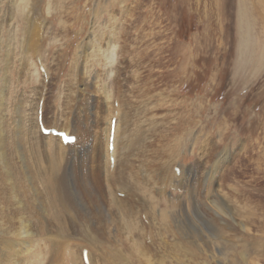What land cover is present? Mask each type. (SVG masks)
<instances>
[{"label": "rangeland", "instance_id": "1", "mask_svg": "<svg viewBox=\"0 0 264 264\" xmlns=\"http://www.w3.org/2000/svg\"><path fill=\"white\" fill-rule=\"evenodd\" d=\"M38 1L40 4L37 7V12L40 16V23L44 22L45 29H43L45 32L42 51L38 58L41 61L48 59V64L53 68L52 78L54 77L50 116H53L55 103L58 105L57 109L60 108L58 98L61 92L65 90L66 95L70 96V91L76 90V87L73 86L72 77L74 78L76 75L81 78L83 74L81 72L84 69H87L88 72L90 70L92 73L90 82L93 87L90 98H92L91 103L95 101L96 104L95 108H91L87 114H83L82 117L85 122L84 125L80 126V133L78 132L76 136L73 134L80 141L78 145L74 144V146L81 149L83 158L72 161V166H70L72 173V170L77 167L76 161H85L84 170L87 172H90V168H92L87 152L96 145L100 138L99 128L102 126L99 120L97 122L95 114L99 108L101 96L93 84L96 77L100 76V80H105V76H108L106 74L107 64L104 59L86 58L88 52L86 45L94 38H98L97 41H99V37L94 36L102 32V34L108 35L107 32L110 34L113 30L116 32L125 28V30H130L133 33L135 31V37L139 36L140 33L141 36L146 33V36L141 37V40L146 38L147 44L151 43L149 50L144 49L143 43H138V45L133 42L135 46L132 43L133 37H128V39L132 48L141 47V50L147 51V57L136 56L133 63L131 61L133 57L130 56L129 60H126V65H116V68L119 69L115 77H119L124 84L122 86L124 89L118 88L123 89L127 95L125 98L126 112L128 113L127 126L135 134L147 136V139L149 136L154 142V146L158 145L161 136L166 137V149L163 150L166 154H163L162 157L176 158L178 166L175 168H185L183 171L185 175L201 159L203 167L199 170V176L203 183L201 189L203 197L207 194L214 165L220 158H225L226 161L222 162L223 164L218 169L217 184L213 185V189H221L226 195L228 193L232 195L228 194L232 199L234 216L237 219L235 223L243 221L245 224L247 222L248 225L249 223H256L264 226V29L260 24L262 23L261 20L257 19L259 10H255L257 7L254 9L258 0ZM243 4H246L247 7L244 6L246 10L243 9V17L241 18L240 10ZM131 11L134 12L131 13ZM20 13L21 10L17 11V8H13V0H0V33L2 34H0V84L4 79L5 62L10 54L9 40L13 38L16 43L13 52V69H15L11 74L13 85L10 95L12 97L10 96L8 101L7 111L5 108L7 113L0 110L2 112L0 118L5 117L6 119L3 118V120H8L7 123L11 126L15 120L14 103L22 97V94L29 96L31 93H41L42 91L41 86L38 89L35 86L38 84L35 83L36 80L31 81L26 78V82L22 83L21 78H19L20 49L23 41L22 29L25 25L21 19L17 20V24L13 20L11 24L15 26V29L19 28L16 29L18 30L15 31L16 33H13L14 29L10 30L9 24L11 17L13 15L18 17L17 15ZM130 13L132 17L129 16ZM111 14L116 16L114 22L110 17ZM241 22L246 24L244 28L240 25ZM138 28H146L148 31L137 32L136 29ZM181 44L194 49V52L193 54L190 52L191 60L188 58L189 66L186 75L183 80L177 81V79L174 80L173 75H171L173 78H166L165 74L167 72L172 73L177 69L180 58L174 53L176 46ZM102 46L105 47L104 42L101 43ZM162 47H165L166 51H161L160 48ZM35 63L38 66V63ZM74 67L75 69H73ZM135 70L140 72L143 77L142 80L145 77L149 78L150 92L143 85L144 81L142 84V81L136 82L133 79L136 75L134 74ZM33 88H36V91ZM146 91L152 94L145 96ZM70 100L74 101L75 95L70 97ZM115 106L118 108L117 103ZM117 112V116H119L120 110ZM120 114L122 116V113ZM147 141L150 142V139ZM201 149L205 150L204 155L201 154ZM147 157L148 161L151 159L154 161L151 154L148 153ZM135 163L136 166H140L138 161ZM48 165V167L45 166L47 177L53 175L52 173L55 172L59 163L55 158H51ZM115 169L116 165L112 167V170L115 171ZM4 170V166L0 162V177L4 176ZM171 170L175 172V169ZM155 171H152L154 175ZM45 184L48 193L46 195L50 200H47L46 205L48 206L45 208L50 207L47 210L40 204L37 206V202L35 207L37 206L42 212L46 210L44 218L49 220L53 232L46 236L42 241L43 244L41 242V255L35 256L27 264H77L78 258L75 259V254H73V258L71 252L78 254L81 245H84L85 242L78 237L67 239L68 231H71L69 226H65L66 215L60 212L62 209L56 202L51 189L47 188L50 187L47 181ZM1 185L3 189L7 186L0 182V191L2 190ZM146 188L139 187V190H136L138 196L144 197L146 200L148 197L152 199V195L149 193L154 191L155 194L158 186ZM74 189V191L78 190L77 187ZM181 193L182 191L175 189L173 185L171 193L167 196L168 200H171L172 204H180L181 201L178 196ZM2 195L0 192V241L1 238L11 241L9 250H23L24 242L20 243V238L18 242L15 236L9 235L11 229H9L8 218L11 217L10 213L13 210H17V207H12L11 202H6V198L1 199ZM50 198L54 199L51 201ZM25 199L28 200V206L31 205L32 201L34 202L29 194H26ZM155 200L160 203L158 197ZM211 202H215V200L212 199ZM208 204V200L203 198L202 211L207 224L201 226L202 237L197 242L187 236L186 238L180 236L175 238L173 234L166 233V227L162 218L159 217V211L167 210L172 213L175 207H170L169 204L164 203L163 206L153 210L154 208L149 206L155 220V232L152 230L153 228H147L146 237L148 236V240L153 237L151 241L155 239L153 241L157 245L155 246L157 248L160 246L157 255L150 256L151 258L143 256L139 253L135 241L131 240L126 229L118 226L112 230V234L108 236L110 238L108 241L94 243L95 263L245 264L243 260H246V264H250V261L256 264H264V258L259 257L264 253L248 256L244 247V244L247 243L242 239V233L236 227L238 224L229 220L234 226L226 225L231 231L224 232L222 226L225 227L223 223L226 221L223 218L221 222L218 221V226L212 224L213 220ZM155 205L157 206V203ZM148 212H144V214ZM170 225H173V229L176 226L173 222ZM254 232H257L256 229ZM164 239L168 241V246L163 243ZM67 240L69 241L68 244ZM258 241L264 246L262 238H258ZM68 245L71 246L70 251H68ZM3 247L2 252L8 249L6 245ZM155 248L153 247L154 252L156 251ZM78 255L82 261H79V264L83 263L81 252ZM7 258L8 255L0 252V264H4V262L8 264L9 259ZM153 258L154 260H152ZM24 259H26L25 256L21 257V260Z\"/></svg>", "mask_w": 264, "mask_h": 264}, {"label": "bare ground", "instance_id": "2", "mask_svg": "<svg viewBox=\"0 0 264 264\" xmlns=\"http://www.w3.org/2000/svg\"><path fill=\"white\" fill-rule=\"evenodd\" d=\"M39 4L40 2L38 0H13V8H17V11L21 10V13L20 15H17L18 17L12 14L13 16L11 17L9 24V29H14L13 33H16L18 31L16 29H19H15V26L11 24L13 20H15L16 23L17 20L21 19L25 25L22 29L23 41L20 49L19 78H21L22 83L26 82V78H29L31 81L36 80L35 83L38 84L35 86H37V89L41 86L42 91L41 93H31L29 96L22 94V97L14 103L13 111L15 112V120L12 126L7 123L8 120H3L5 117L0 118V162L5 169L4 176L0 177V182L7 185L5 189H3L1 185L2 190L0 192L3 194L1 199L6 198V202H11L12 207H17L16 211L12 209L13 211L10 213L11 217L8 218L9 229H11V231L10 234H7L15 236L17 241L20 238V243L24 242L25 245L23 250H9V244L11 241L1 238L0 252L8 255V264H27L35 256L41 255V242L44 241L47 235L53 232L52 225L48 222L49 220L44 218L46 216V210L42 212V210L37 208L38 204L42 205L41 207L44 208L48 206L46 205L47 200H49L47 198L48 195H46L48 194L46 191V181L49 184L48 186H50L47 188L51 189L56 202L59 203V206L62 209L60 212H63V214L66 215L65 226H69L71 231H68L67 239L69 240L72 237H78L81 241L85 242L84 245H81L82 247L80 248V251L78 250L79 253L81 252L84 264L83 253L85 250L88 251L89 264H96L93 253L94 243L108 241L110 239L108 236L112 234V230L118 228V226L126 229L131 240L135 241V246L139 249V253L143 256L151 258L150 256L153 257L157 255L160 246L157 248L156 243H153L155 239L151 241L152 237L151 240L150 238L148 240L146 234H148L147 228H153V231L155 229V220L153 214L150 212V208H154L153 210H155L158 207L163 206L164 203L167 205L169 204L170 207H175L172 213H169L167 210L159 211V217H161L164 222L166 233L169 235L173 234L175 238H178V236L186 238L187 236L194 242H197L202 237L201 226L207 224L202 211L203 198L209 202L208 209L211 212V218L214 222H212V224L218 226V221L221 222V219L223 218L226 221L223 223L226 228L222 226V231H231L227 226H234L232 222L235 223V220L237 221L234 216L235 211L230 197L232 195L229 193L230 196L228 194L226 195L221 189H213V185L217 184L216 179L218 177L217 174L219 173L218 169L226 159L220 158V160L214 165L213 172L210 175L209 186L207 187V194L203 197L201 194L203 183L202 178L199 176V170L203 167L201 159H199L198 164L196 166L194 165L195 167L192 166L187 175H185L183 173L185 168H175V166H178L176 158H172L171 156L165 158L162 157L163 154H166L163 152V150L166 149V137L161 136L156 147L149 136L148 138L150 139V142L147 141L149 140L147 139V136L138 135L137 133L135 134L127 126L128 113L126 112L127 105L125 100L127 95L124 93V87H122L124 84H122L119 77H115L119 69L116 68V65H126V60H129L128 58L130 56L133 57L131 58L132 60L130 59L133 63L135 62L134 58L136 56H141L142 58L147 57V51L141 50V47L135 48L133 46L134 48H132L128 39V37H133L132 43H143L145 46L144 49L149 50L151 43L148 45L146 38L141 40V37L144 35L146 36V33L143 36H141L140 33L139 36L135 37V31L133 33L130 30H125V28L122 31L119 30L114 32L113 30L110 34L107 32L108 35L102 34V32L101 34L97 33V36H94L93 34L94 37H99V41H97L98 38L93 37L94 40L90 41V43L88 42L89 44L86 45L88 50L86 58L104 59L107 64L106 74L108 76H105L106 79L100 80V76L96 77V81L93 84L101 96L99 108L96 113H94L97 116V122L99 120L102 126L99 128L100 138L97 140L96 145L92 146L90 151L87 152L89 153L91 162L90 166H92L90 172L84 170L86 162H81V160L75 162L77 167L75 170H72L73 173L70 171L72 161L78 158H83V153L80 152L81 149L76 148L74 145L65 146L60 138H56L52 135L44 136L39 125V110L40 108L42 109V122L47 129H56L66 132L70 136H76L80 131V126L85 122L82 117L83 114H87V111L89 112L91 108H95L96 102L94 101L91 103L92 98H90L93 87L90 82V75H92V73L90 70L88 72L87 69H84V71L81 72V74L83 73L81 78L79 76L80 79L76 75L74 78L72 77L73 86L76 87V90H72V92L70 91V96L66 95L65 90L64 92H61L58 98L60 108L57 109L58 105L55 103L52 112L53 116H50V101L51 94H53L51 91L52 85H54V77L52 78L53 68L48 64V59H43V61H41L40 58H38L42 51V41L45 32H43L44 22L40 23V16H38L37 12ZM244 6L247 7V5H241V18L243 17V9H245ZM256 7L257 9H255ZM254 9L257 11L259 10L258 17L260 18L257 17V19L261 20L262 23L260 24H262L264 29V0H258ZM133 12L131 11V13ZM131 13L129 14L130 17H132ZM110 17L114 22L116 16L111 14ZM42 19L44 18L42 17ZM61 23L64 24L65 22ZM240 25L242 28L246 26L243 22H241ZM136 30L137 32L143 33L148 31L146 28H138ZM9 41L10 48H8L10 54L5 62L4 79L0 84V110L4 111V113L7 111L10 96L12 97V95H10V90L13 85L11 74L15 69H13V52L16 43L13 41V38ZM103 42L105 47H101V43ZM160 49L163 52L166 51L165 47ZM140 51L142 52L140 53ZM190 52L193 54L194 49H190L183 44L176 46L174 54L180 58L178 67L172 73L167 72L165 74L166 78L175 77L174 80H183L186 75L185 73L188 71V58L191 57ZM37 58L38 60L36 61ZM35 62L38 63L39 67ZM41 68H44L45 73L41 72ZM73 69H75V67ZM134 72L136 75H133V79L136 82L142 81V84L144 81L143 85L146 86L150 92L149 78L145 77L144 80H142L143 77L140 72L138 70H135ZM165 75H163V77H165ZM171 75H173V77ZM99 81H101L100 84ZM118 87H122L123 89ZM33 90L36 91V88H33ZM121 90H123L122 93H120ZM146 92L144 94L145 96L152 94ZM74 95L75 100L71 101L70 97H74ZM41 103L43 104L41 105ZM116 103L118 104V108L115 106ZM119 110V116H117V111ZM120 113H122V116ZM114 119L117 120V124L114 137V151L111 153L110 138L112 122ZM79 143L80 141L77 139L75 145H78ZM148 153L151 154V157H154V161H151L152 159L148 161ZM201 154H205L204 149H201ZM111 157L115 160V171L112 170L113 165L111 163ZM51 158H55L58 161L59 166H56L55 172L52 173L53 175L47 177L45 174V166L48 165ZM135 161L140 163L139 167L136 166L137 162L135 163ZM87 164L89 163L87 162ZM80 165L81 167H79ZM171 169H175V172ZM176 169H179L180 172L177 173ZM153 170H156L155 175L152 172ZM154 185L158 186V190L155 191V194L154 191H150L149 194L152 195V199L148 197L146 200L144 197L141 198L138 196V191L136 190L139 187L146 188ZM173 185L175 186V189H180V191H182L178 196L181 201L178 205H175L176 203L172 204L171 200L169 201L167 197L168 194L171 193ZM74 187H77L78 190L74 191ZM26 194H29L34 200L29 206L27 204L28 200L26 201L25 199ZM156 197L159 198L160 203L155 200ZM53 199H51V201ZM212 199H214L215 202H211ZM36 202L37 206L35 207ZM155 203H157V206ZM149 206L151 207L149 208ZM49 207L47 208L49 209ZM54 207L56 206L54 205ZM147 211L149 212L144 214V212ZM149 220L150 223H148ZM172 222L176 225L174 229L172 228L173 225H170ZM235 224H238L236 227L239 229V232L241 231V237L247 243L246 245L244 244V247L248 256L264 253V246L258 241V238L264 240V226L262 224L257 225L256 223H249L248 225L247 222L245 224L243 221ZM255 229L257 232H254ZM165 239L163 240V243L168 246L169 243ZM68 240L66 241L67 244L69 243ZM247 240H249L250 243H248L249 241L247 242ZM3 244L8 248L7 250L5 249L4 252H2V250H4L2 249L4 246ZM153 247H156L155 252L153 251ZM70 250L71 246L68 245V251ZM71 253L73 258V254H75V259L78 258L77 264H79V261H81V257L78 255L79 253ZM23 256H25L26 259L21 260V257L23 258ZM259 257L264 258V255ZM152 260H154V258ZM243 261L246 264L247 261ZM250 264L256 263L250 261Z\"/></svg>", "mask_w": 264, "mask_h": 264}]
</instances>
